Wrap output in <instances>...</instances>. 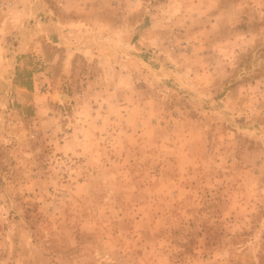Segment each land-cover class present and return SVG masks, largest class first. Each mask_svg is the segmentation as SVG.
Masks as SVG:
<instances>
[{
  "label": "rangeland",
  "instance_id": "obj_1",
  "mask_svg": "<svg viewBox=\"0 0 264 264\" xmlns=\"http://www.w3.org/2000/svg\"><path fill=\"white\" fill-rule=\"evenodd\" d=\"M68 1L0 0V264H264V0Z\"/></svg>",
  "mask_w": 264,
  "mask_h": 264
},
{
  "label": "crops",
  "instance_id": "obj_2",
  "mask_svg": "<svg viewBox=\"0 0 264 264\" xmlns=\"http://www.w3.org/2000/svg\"><path fill=\"white\" fill-rule=\"evenodd\" d=\"M87 1V0H86ZM63 2H66V3H68L69 1L68 0H63ZM63 22H67V27L70 25L71 27H73L72 28V30H73V32H76V34H77V36H80V35H87V33L89 32V28L88 27H90L91 26V24L88 26L86 23H85V21H83V19H81V17L80 16H75V17H73V16H69V15H67V17L65 16V15H63ZM55 25V24H54ZM62 25H64V23H62ZM64 26H66V23H65V25ZM109 29H111V28H109ZM113 29H115V28H113ZM63 30L65 31L66 29L65 28H63ZM72 30H70V31H72ZM67 31V30H66ZM112 31L111 30H109V33L108 34H118V32L116 31V33H111ZM68 33V32H67ZM120 34H122V31L120 30ZM80 39H78V41H79ZM63 42V43H62ZM62 44H63V46L65 45L64 44V41L62 40ZM78 43V42H77ZM86 44L83 42V43H81V46L84 48V49H82V48H79V45H71V47H78V49H82V50H84V52H86V51H89L90 53H91V49H90V47L89 46H85ZM85 46V47H84ZM65 47V46H64ZM67 47V46H66ZM68 49H69V47H68ZM94 51H98L99 52V55H95L94 53L93 54H91V56H90V58H89V61H90V59H92V57L93 56H95L96 58H98V59H102V57H101V54H102V49H100V47H96V48H92ZM105 51V50H104ZM76 53V52H75ZM90 53L88 54V55H90ZM69 54H71V55H69ZM69 54H67L69 57H73V59H74V57L76 58L77 56L78 57H80L81 59H82V61H85L84 60V58L83 57H85V59H86V57H88V56H81V55H78V54H75V55H72V53H69ZM95 62H97L96 60H94ZM99 62H97V64H98ZM100 65H104V63L103 62H101V64Z\"/></svg>",
  "mask_w": 264,
  "mask_h": 264
}]
</instances>
